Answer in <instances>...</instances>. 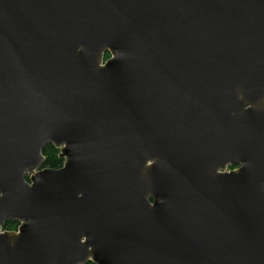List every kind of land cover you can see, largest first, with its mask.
<instances>
[{"label":"water","instance_id":"95a60500","mask_svg":"<svg viewBox=\"0 0 264 264\" xmlns=\"http://www.w3.org/2000/svg\"><path fill=\"white\" fill-rule=\"evenodd\" d=\"M88 262L264 264V0H0V264Z\"/></svg>","mask_w":264,"mask_h":264},{"label":"trees","instance_id":"16d2710c","mask_svg":"<svg viewBox=\"0 0 264 264\" xmlns=\"http://www.w3.org/2000/svg\"><path fill=\"white\" fill-rule=\"evenodd\" d=\"M110 54L107 53L105 56V60L109 59ZM45 156V162L43 165V169H61L64 164V160L60 158V151L56 149L52 144H49L43 151ZM231 169L237 168L230 167ZM19 226V223L16 221L6 222L3 226L4 231H12L16 230ZM87 264H94L92 262H88Z\"/></svg>","mask_w":264,"mask_h":264},{"label":"rangeland","instance_id":"374dc122","mask_svg":"<svg viewBox=\"0 0 264 264\" xmlns=\"http://www.w3.org/2000/svg\"><path fill=\"white\" fill-rule=\"evenodd\" d=\"M234 169H235V168H234ZM234 169H231V168L229 167V168H228V171H229V170H234ZM3 231H4V229H3Z\"/></svg>","mask_w":264,"mask_h":264},{"label":"flooded vegetation","instance_id":"af4514ba","mask_svg":"<svg viewBox=\"0 0 264 264\" xmlns=\"http://www.w3.org/2000/svg\"><path fill=\"white\" fill-rule=\"evenodd\" d=\"M18 227H19V226H18ZM17 229H18V228H17ZM17 229H16V230H17ZM16 230H12V231H16Z\"/></svg>","mask_w":264,"mask_h":264}]
</instances>
